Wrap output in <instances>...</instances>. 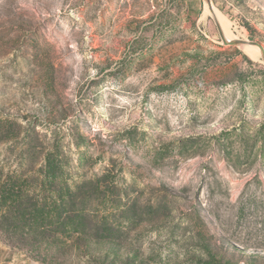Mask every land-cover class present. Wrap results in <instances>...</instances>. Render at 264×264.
Segmentation results:
<instances>
[{"label": "rangeland", "instance_id": "rangeland-1", "mask_svg": "<svg viewBox=\"0 0 264 264\" xmlns=\"http://www.w3.org/2000/svg\"><path fill=\"white\" fill-rule=\"evenodd\" d=\"M206 8L0 0V264H264V59Z\"/></svg>", "mask_w": 264, "mask_h": 264}, {"label": "bare ground", "instance_id": "bare-ground-1", "mask_svg": "<svg viewBox=\"0 0 264 264\" xmlns=\"http://www.w3.org/2000/svg\"><path fill=\"white\" fill-rule=\"evenodd\" d=\"M205 13L209 14L214 19L216 26H219L221 28L227 39L229 40L239 39V37L236 34H234V30L228 18L219 9L215 8V6L212 7L211 9L208 8V10L206 8ZM239 47L242 51H244V53H246L252 59H258L260 56V51L255 45L245 43L240 45Z\"/></svg>", "mask_w": 264, "mask_h": 264}, {"label": "water", "instance_id": "water-1", "mask_svg": "<svg viewBox=\"0 0 264 264\" xmlns=\"http://www.w3.org/2000/svg\"><path fill=\"white\" fill-rule=\"evenodd\" d=\"M205 1H206L207 5L209 6V9H211L212 6H211V3H210V0H205ZM218 29H219V33H220L224 43L233 44V45H237V46H240V45L245 44V43H249L251 45L258 46L260 51H261V53H262L263 59H264V50H263V47L260 44H258L256 42L248 41V40H242V39H231V40H229V39H227L225 37L223 31L221 30V28L219 26H218Z\"/></svg>", "mask_w": 264, "mask_h": 264}]
</instances>
